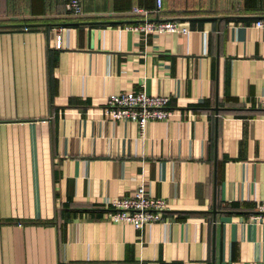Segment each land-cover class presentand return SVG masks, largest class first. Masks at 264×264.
Wrapping results in <instances>:
<instances>
[{"label": "crops", "instance_id": "0c3cea01", "mask_svg": "<svg viewBox=\"0 0 264 264\" xmlns=\"http://www.w3.org/2000/svg\"><path fill=\"white\" fill-rule=\"evenodd\" d=\"M65 1L0 0V264H264V0ZM134 6L190 33L126 28ZM139 90L174 114L88 113ZM142 178L163 220L107 219Z\"/></svg>", "mask_w": 264, "mask_h": 264}, {"label": "built area", "instance_id": "2783aa9c", "mask_svg": "<svg viewBox=\"0 0 264 264\" xmlns=\"http://www.w3.org/2000/svg\"><path fill=\"white\" fill-rule=\"evenodd\" d=\"M162 5L163 0H156L153 12L158 13ZM64 8L70 13L78 14L81 12V0H66ZM132 12L139 14L142 19L126 25V28L142 32L145 37L150 34L160 36L166 33H190V27L186 22L152 18L149 16L150 10L141 6L132 7ZM256 26L264 28V18L256 20ZM61 29V27H57L54 44L56 48L62 46ZM170 99L168 95L148 94L145 90L111 93L107 96L104 105L90 108L88 113L109 117L114 121H134L143 133L148 122L164 120L174 114V111L168 106ZM262 105L264 107V99ZM104 204L111 207L105 215L107 219L119 224L131 223L138 230H142L147 223L152 224L163 220L162 212L169 208L166 199L150 192L143 178L133 195L109 198L104 201ZM254 217L264 222V200L259 202L258 212Z\"/></svg>", "mask_w": 264, "mask_h": 264}]
</instances>
